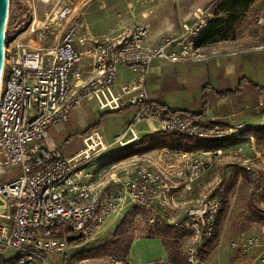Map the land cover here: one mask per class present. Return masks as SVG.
Wrapping results in <instances>:
<instances>
[{
	"label": "built area",
	"instance_id": "1",
	"mask_svg": "<svg viewBox=\"0 0 264 264\" xmlns=\"http://www.w3.org/2000/svg\"><path fill=\"white\" fill-rule=\"evenodd\" d=\"M38 2L53 5L45 19L39 20L34 12L26 28L20 30L14 22L5 31L0 264H85L89 258L75 259L72 251L96 239L113 215L124 218L137 209L146 214L150 232L161 225L185 230L191 240L185 247L187 262L206 264L203 250L215 234L226 184L220 180L195 200L192 195L204 175L224 164L227 153L241 162L251 191L264 193L262 185L255 184L260 171L244 144L228 152L153 149L95 165L110 147L139 140L137 123H148L151 133L207 141L242 136V125L225 124L208 114L171 116L150 94L156 61L180 64L206 59L196 46L205 20L185 23L182 33L156 39L139 21L120 20L97 33L72 0ZM120 67L131 75L119 79ZM87 101H95L100 110L133 109V116L114 140L107 142L96 127L82 136L83 147L68 153L50 129L68 122L73 110ZM80 233V239H69ZM256 240L242 233L233 246L248 249L258 245ZM98 264L134 262L127 255L108 254ZM253 264H264V252Z\"/></svg>",
	"mask_w": 264,
	"mask_h": 264
},
{
	"label": "rangeland",
	"instance_id": "2",
	"mask_svg": "<svg viewBox=\"0 0 264 264\" xmlns=\"http://www.w3.org/2000/svg\"><path fill=\"white\" fill-rule=\"evenodd\" d=\"M219 1L220 0H72L75 5L81 7V9L85 11L88 21L92 24V27L97 33L104 31L109 25L123 19L126 22L139 21L148 25L152 33L157 37L162 35H178L182 33L185 23H200L202 22L201 20L204 19L207 24L209 19L214 16L213 11ZM83 3H85V5H82ZM132 3H134V5L129 6ZM200 5L202 7H198ZM252 6L249 9L251 13L248 14V11L245 18L240 23L236 36H241L244 29H249L250 32L261 37L258 41H255L259 43L264 39V0H259L255 8H252ZM52 7L53 5L43 4L38 2V0H10L7 24H14L15 22L20 30L24 29L33 17L34 12L37 18L42 20L46 18L47 14L52 10ZM133 16L136 18H132ZM205 65L204 63H180L158 67V70H155L149 79L152 93L156 96L157 100L166 102L171 108L200 109L203 82H206L208 79L213 82V76L216 74V71H213V75L208 74ZM245 74L256 77V74L250 71V68L247 69ZM132 116L133 109L122 112H113L108 109L100 110L95 101H87L73 110L68 122L51 128L50 133L58 142L65 144L66 152L72 153L83 147L82 136L92 124L103 120L100 125V131L104 135L105 140L110 142L124 131ZM136 129L141 134L139 140L128 146L117 144L110 147L99 156L95 165H106L109 162H117L128 156L153 150L154 148L145 151L138 150L152 143V140H150L151 135H149L150 129L148 123H137ZM156 136L159 137L160 134L158 133ZM129 146H131L130 148H132L133 151L126 153V148H129ZM159 149L163 148L160 147ZM227 154L230 156H225L226 160L224 164L217 170L213 168L212 171H209L203 178L208 180L209 187L215 186L218 182L221 183V181L226 184L225 193L230 202V210L227 223L223 228V236L225 239L222 237V241L227 240L228 242V254H237L238 257L243 258V264H248L249 261L251 262L252 259L264 251V220L257 221L254 219L255 214L264 216V193L257 195L254 191H251L252 182L247 178L245 171L241 169L243 168L242 165H240L241 162L238 158L231 157L230 153ZM250 156L254 159L255 166L260 171L261 176L260 181L255 184H257L256 186L262 185L263 187L261 186V188L263 189L264 146L256 144V149L251 152ZM201 197L200 195L198 198ZM124 220H127V223L124 235L121 238L123 247L136 236L148 234L155 235L160 232L165 237V240H168L172 244L171 248H173L177 254H180V256H183L185 259L187 258L185 247L191 240L186 231L185 233L181 228L171 226V232L167 234L162 232V229L166 226L161 225L156 232H150L146 214L140 211V209H137L135 211H130L124 218L121 215H113L99 231L96 239L87 242L81 246L80 249L78 248L72 251V254L76 257L75 259L89 258V261L85 264H98L100 259L108 254H117L118 256L126 255L121 248H118L114 244L116 230ZM242 233L257 238L256 242L258 245H254L248 249L234 247L233 242L236 241ZM185 236L187 238H184ZM94 248L97 249L96 254L79 256L80 253ZM215 249L216 248L211 251H207V249L203 250L206 264H212L208 262V258ZM93 258L98 259L96 261L93 260ZM186 261L187 259L184 264H188ZM72 264H78V262ZM230 264H232V262Z\"/></svg>",
	"mask_w": 264,
	"mask_h": 264
},
{
	"label": "crops",
	"instance_id": "3",
	"mask_svg": "<svg viewBox=\"0 0 264 264\" xmlns=\"http://www.w3.org/2000/svg\"><path fill=\"white\" fill-rule=\"evenodd\" d=\"M258 2L259 0H256L252 8H255ZM198 7L202 6L200 5ZM250 13L251 10L248 14ZM92 29L94 30L93 27ZM152 35L154 39L158 38L153 33ZM259 38L261 37L257 34L255 35L253 32H250L249 29H244L241 36L237 35L234 38L218 41L201 47V52L205 54L206 59L197 63L206 64L205 67L207 68L208 74L213 75V71H216V74L213 76V82L209 79L206 80V82H203L202 88L206 84H210L219 89H237L238 87L240 89L235 96H228L225 98H218L211 94L209 96L210 105L207 110L208 115L218 117V119L225 124L243 126L242 136L233 137L245 138V140H242L234 145L221 147L226 152L238 144H244L248 152L251 154V152L256 149V144L260 145L253 135L246 132L252 127L264 125V39H262L259 43L255 42L258 41ZM163 66L165 67L167 64L163 61H156L154 63L153 72L158 70V67ZM248 68L256 74V77H251L245 74ZM128 71L131 73L129 69L120 67L119 79L122 80L129 77L131 74ZM247 78L251 79L253 83H256L260 90L253 84L247 82ZM150 87L151 86L149 85L151 96L157 100ZM163 103L167 104L166 102ZM154 134L156 133H149V135ZM159 148L160 147H154V149ZM200 183L201 187L196 188L194 192L195 194L193 193L192 195L194 199L198 198L204 190H210L212 187H209L208 180L206 178H202ZM227 219L228 215L223 228L227 223ZM223 228L221 230L216 249L212 252V254L209 253L208 262L212 264H230L231 262L232 264H243L242 257H238L237 254L234 255V253L233 255L232 253L228 254V242L227 240L222 241V237L225 239L223 236ZM183 231L185 232V230ZM184 238L187 237L185 236ZM126 255L131 258L134 264H184L185 262L174 260L176 253L171 252L166 244L165 237L160 232L155 235L148 234L134 237L129 243ZM259 256L260 254L252 259L251 262L249 261L248 264H253ZM181 258L184 257L182 256Z\"/></svg>",
	"mask_w": 264,
	"mask_h": 264
},
{
	"label": "trees",
	"instance_id": "4",
	"mask_svg": "<svg viewBox=\"0 0 264 264\" xmlns=\"http://www.w3.org/2000/svg\"><path fill=\"white\" fill-rule=\"evenodd\" d=\"M255 0H220L219 3L216 5L213 14L214 16L209 19L207 24L203 27L202 31L199 33V35L196 38V46L197 47H203L206 45L213 44L218 41L228 40L231 38H234L237 34L238 27L240 23L243 21V19L246 16V13L249 11L250 7L253 5ZM247 82L253 84L255 87H258L256 83H253L251 79H246ZM260 90V89H259ZM264 90V88H263ZM239 87L237 89H219L217 87H214L210 84H206L202 88V99H201V105L200 109L198 110H191L188 108H171L168 104H165L161 101H158L160 104L164 105L168 108L169 113L171 116H174L176 114L180 113H192L194 115H203L207 114V110L210 105V99L209 96L214 95L218 98H225L228 96H235L237 92H239ZM113 112H122V111H113ZM103 120H100L98 123L92 124L85 133H88L90 130L96 127H100ZM248 134L253 135L256 139L258 144L264 146V125L256 126L248 129L246 131ZM160 134L159 137H157V134ZM156 135H151L150 140H152L151 144L146 145L145 147H142L138 150H148L150 148L154 147H168L171 149H182L185 151H194L197 149H217L221 147H227L230 145H234L239 143L242 140H245V138H238V137H231L228 139H219L215 141H207L203 139H196L191 137H185L183 135L179 134H171L168 132H158ZM157 139V140H156ZM133 146V145H131ZM126 148V153L132 152L133 149ZM230 209V202L228 199V196L225 195L223 198V205L221 212L219 214V217L217 219V226L216 231L213 236V238L209 241V243L206 244L207 251H211L218 245L219 237L221 230L223 228L224 222L226 221L228 212ZM254 219L257 221L264 220V216L261 215H254ZM127 220H124L117 228L115 233V239L114 244L121 248L123 252H127L129 248V243H127L124 247L121 243V238L124 235L125 232V226H126ZM172 227L166 226L162 229V232L164 233H170ZM161 231V230H159ZM178 238V237H177ZM166 244L168 248L171 250L172 253L175 252L173 248H171L172 244L166 240ZM97 253V249H90L87 251H84L79 254V256L82 255H93ZM176 253V252H175ZM175 261L184 262V258H181L180 254L174 256Z\"/></svg>",
	"mask_w": 264,
	"mask_h": 264
},
{
	"label": "water",
	"instance_id": "5",
	"mask_svg": "<svg viewBox=\"0 0 264 264\" xmlns=\"http://www.w3.org/2000/svg\"><path fill=\"white\" fill-rule=\"evenodd\" d=\"M9 3L10 0H0V88L2 81V71L4 63V53H5V39H6V26L9 13ZM0 203L2 201L0 200ZM82 234L72 235L69 237L70 240L80 239Z\"/></svg>",
	"mask_w": 264,
	"mask_h": 264
}]
</instances>
